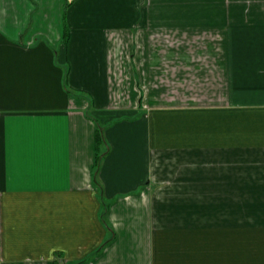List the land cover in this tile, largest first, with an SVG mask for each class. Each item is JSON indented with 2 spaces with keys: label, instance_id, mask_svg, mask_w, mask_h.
I'll return each mask as SVG.
<instances>
[{
  "label": "crops",
  "instance_id": "crops-1",
  "mask_svg": "<svg viewBox=\"0 0 264 264\" xmlns=\"http://www.w3.org/2000/svg\"><path fill=\"white\" fill-rule=\"evenodd\" d=\"M0 264H264V0H0Z\"/></svg>",
  "mask_w": 264,
  "mask_h": 264
},
{
  "label": "trees",
  "instance_id": "trees-1",
  "mask_svg": "<svg viewBox=\"0 0 264 264\" xmlns=\"http://www.w3.org/2000/svg\"><path fill=\"white\" fill-rule=\"evenodd\" d=\"M101 144H102V133L100 131V128H96V135H95V151H96V162L95 164L97 165L98 162L100 161V158L102 157V151H101ZM95 165V166H96Z\"/></svg>",
  "mask_w": 264,
  "mask_h": 264
},
{
  "label": "rangeland",
  "instance_id": "rangeland-1",
  "mask_svg": "<svg viewBox=\"0 0 264 264\" xmlns=\"http://www.w3.org/2000/svg\"><path fill=\"white\" fill-rule=\"evenodd\" d=\"M93 115H94V114H93ZM94 117H95V115H94ZM94 117H93V118H94ZM95 118H97V117H95ZM97 119H98V118H97ZM98 120H99V119H98ZM99 121H100V120H99ZM100 123H102V122H100ZM105 200H106V201H108V200H109V198H108V199H106V198H105Z\"/></svg>",
  "mask_w": 264,
  "mask_h": 264
}]
</instances>
